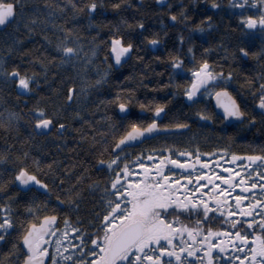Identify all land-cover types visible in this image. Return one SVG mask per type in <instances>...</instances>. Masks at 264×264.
Segmentation results:
<instances>
[{
	"label": "trees",
	"instance_id": "1",
	"mask_svg": "<svg viewBox=\"0 0 264 264\" xmlns=\"http://www.w3.org/2000/svg\"><path fill=\"white\" fill-rule=\"evenodd\" d=\"M161 1L95 0L97 8L94 13H89L84 5L92 0H18L23 8V18L21 8H17L16 19L0 31V74L19 67L21 75L40 78V86L30 85L32 92L26 94L24 89L15 86L14 81L7 84L0 81V156L4 157L0 159V203L7 205L14 222L8 239L0 241V264L22 261L25 253L20 245L12 247L15 238L29 221L38 224L40 217L52 215L53 209L58 217L55 228L61 233L60 243H64L65 232L67 238L77 244L75 235L101 234L96 232V226L105 207L102 201L107 197L101 195L100 189L91 191L88 188L93 182L103 187L104 177L108 175L106 168L98 169L95 165L97 159L109 160L113 155L111 152L100 155L101 149L106 147L101 140L103 137L108 141L119 138L131 122H136L138 127L146 126L153 118L152 110L159 104H164L166 109L157 120L159 124L184 123L186 130L163 134L127 148L121 153L124 155L122 164L138 153L139 160L151 153L162 154V148H168L171 154L185 151L209 154L224 149L237 155L259 153L264 148V119L257 111L255 99L258 96L254 95L259 83L264 82L261 80L264 77V55L261 54L264 34L257 28L241 38L237 29L240 13L229 6V0H216L217 9L210 7L209 0ZM114 4L118 7H113ZM169 11L177 16L173 22L168 16ZM204 16L210 18V25L204 21ZM33 18L37 24L29 34L23 26ZM137 22L143 24V30L136 27ZM113 34L138 45L133 48L129 60L118 67H113V62L106 59L105 41ZM65 35L70 40L75 37L81 49L66 63L61 62L55 47L57 40ZM152 36L158 39V44H148L146 38ZM180 36L184 37L183 42L178 39ZM189 47L193 51L186 55ZM239 47H245L248 55L241 56ZM204 49L208 50L206 55H202ZM90 53L94 55L90 56ZM173 58H179L183 67L173 70L170 65ZM203 59L209 60L214 66L213 71L231 72L226 83L213 87H227L242 113L250 120L256 117V125L245 121L225 126L217 117L212 102L206 104L205 97L197 104L186 102L181 81L190 82L188 70ZM103 73L106 76L100 79ZM69 86L77 94L73 96L72 104L66 105ZM118 103L128 105L126 115L118 112ZM36 107L56 117L55 123H63L64 130L59 131L54 124L48 133L33 131V117L28 110ZM205 107L213 116L212 120H200L196 116ZM13 113L15 116L9 122ZM23 153H27L32 162L37 159L43 165L56 162L46 181L47 192L17 186L13 177L18 157ZM81 173L87 179L79 187L80 199L69 207L71 194L67 189L74 186L75 177ZM61 174L63 183L60 182ZM58 196L63 203L57 201ZM38 207L40 211H36ZM65 216L78 233L68 231ZM216 223L214 229L219 227L218 220ZM188 225L193 226L191 222ZM55 235L48 242L49 248L56 244ZM90 239L89 236L84 241L85 247L89 251H98L89 247ZM247 246L250 247L251 242ZM77 259L84 257L74 255L72 264H76ZM48 264H51L50 254ZM88 264H91L90 260Z\"/></svg>",
	"mask_w": 264,
	"mask_h": 264
},
{
	"label": "snow or ice",
	"instance_id": "2",
	"mask_svg": "<svg viewBox=\"0 0 264 264\" xmlns=\"http://www.w3.org/2000/svg\"><path fill=\"white\" fill-rule=\"evenodd\" d=\"M209 4L213 9L219 7L216 0H209ZM229 6L240 13L237 29L241 33V38L245 33L257 28L264 34V0H229ZM72 7L75 8L76 5L73 4ZM113 7L118 5L114 4ZM17 8H21L23 18V8L18 0H9L7 3L0 0V24L16 19ZM84 8L89 13H94L97 4L92 0L84 5ZM249 11L253 14H247ZM257 12L259 15H256ZM168 16L173 21L177 19L176 14L171 11L168 12ZM203 19L210 25L208 16H204ZM36 24L37 21L33 18L24 24V30L31 34ZM136 27L143 30L144 26L137 22ZM146 39L150 45L159 43L154 36ZM178 39L183 42L184 37L180 36ZM15 43L13 41V44ZM105 43L108 52L106 59L113 62V67L125 63L133 48L138 47L130 39L125 42L124 36L116 34L108 37ZM55 47L57 55L62 58L61 62L65 63L77 56L81 50L76 44V38L72 37L70 40L68 35L57 40ZM192 51L193 49L189 47L186 55ZM207 51L204 49L202 55H206ZM238 52L241 56L248 55L245 47H239ZM261 54L264 55V50ZM91 55L94 53H90ZM170 65L173 70H178L183 67V62L179 58H173ZM213 67L208 59H203L197 66L188 70L191 74L190 82L181 81L182 95L186 102L197 104L205 97L206 104L215 102V108L218 110L216 115L222 121L244 118L228 88L213 87L226 83L231 78V72L225 74L222 71H213ZM105 76L106 73L101 74L100 79H104ZM261 80L264 81V77H261ZM0 81L5 84L14 81L15 86L24 89L26 94L32 92L30 85L40 86V78L35 75H21L19 67L3 71L0 74ZM76 94L74 88L69 86L65 104L71 105ZM254 95L258 96L255 105L264 119V82L259 83L258 91H255ZM23 103L26 104L27 101ZM116 108L120 114H126L128 105L118 103ZM165 110L164 104H159L152 110L153 118L146 126L138 127L136 122H131L127 131L119 135V138L112 141H108L107 137L102 138L101 143L106 147L101 149L100 155L108 152L113 155L109 160L97 159L95 165L98 169L106 168L108 175L104 177L103 187L97 182L88 185L89 190L100 189L101 195L107 197L102 201L105 207L96 226V232L101 234L75 235L77 244L72 243L65 232L64 243L61 244V233L54 226L57 216L53 209V214L40 217L38 224L29 221L22 233L15 238L12 247L20 245L26 253L18 264H48L45 256L49 254L51 264H72L74 255L84 257L83 260L77 259L76 264H88L89 260L91 264H188L189 258H194L190 264H219L222 258H226V264H233V261L238 264H264V148L259 153L241 156L233 153L229 159L234 164L237 161L240 163L235 171L232 168L225 169L230 175L219 177L223 184L215 182L216 171L209 168L213 163L212 159H200L198 151L195 157L192 152H184L180 154L181 158L177 159L174 153L168 154V148H162L160 151L165 153L164 155L144 157L146 163L139 162V153L131 161L121 163L124 160L121 149L135 138L150 133L186 130L187 125L184 123L158 124L157 120L162 118ZM28 114L33 117L31 121L33 131H47L54 124L59 131L65 128L63 123H55L56 117L43 108L29 109ZM14 116V113L10 114L9 122ZM196 116L200 120L213 119L206 107L198 111ZM255 119L253 116L252 120ZM220 152L225 150L221 149ZM205 155L215 157L214 166L217 170L221 167L222 157L219 153ZM3 158L0 156V159ZM17 163L14 181L24 186L25 190L35 187L37 190L48 191L49 185L46 181L56 164L55 161L43 165L39 159L32 162L28 154L23 153L18 157ZM173 166L190 172H197L199 166V171L194 179L191 174L177 179ZM86 179L87 176L81 173L75 177L73 186L75 191L73 187L67 189L71 194L69 207L80 199L79 187ZM63 180L64 176L61 174L60 182L63 183ZM204 181L208 182L207 186ZM230 190L237 191L230 194ZM57 201L63 203L59 196ZM44 210L47 211L46 204ZM9 211L6 204L0 203V241L8 239L14 227ZM36 211H40V208L38 207ZM31 214L30 211L29 215ZM185 214L198 215L200 219L193 220L194 226L182 224L180 217ZM221 216L223 223L217 229L214 230L211 226L203 227L213 217L219 220ZM64 224L68 231L74 234L79 232L77 228L68 224L67 216L64 217ZM51 233H56V244L49 248L48 242L53 239ZM89 236L91 238L89 247L98 251H89L85 247L84 241ZM189 240L192 241L191 244L188 243ZM249 242L251 246L247 247ZM197 250L202 256H197Z\"/></svg>",
	"mask_w": 264,
	"mask_h": 264
},
{
	"label": "flooded vegetation",
	"instance_id": "3",
	"mask_svg": "<svg viewBox=\"0 0 264 264\" xmlns=\"http://www.w3.org/2000/svg\"><path fill=\"white\" fill-rule=\"evenodd\" d=\"M257 111L259 112V114H260V111L258 110V107H257ZM261 116V115H260ZM159 121V120H158ZM157 121V122H158ZM245 121H248L251 125H256V123H257V121L255 120V121H253V120H250L249 119V117L248 116H245L244 115V120H243V122H241V123H233V124H226L225 123V121H223V123H224V125L225 126H231V125H234V124H242V123H244ZM158 124H159V122H158ZM182 131V130H181ZM160 136V135H159ZM158 137V136H157ZM156 138V137H155ZM126 150V149H125ZM125 150H123L122 152H124ZM121 152V153H122ZM185 152H189V151H185ZM181 153H184V152H180V153H178V154H175L176 155V158L177 159H179V158H181L180 157V154ZM213 153H219L220 155H221V157H222V164H221V167L217 170V168L214 166L215 164H216V160H215V157L214 156H206L204 153H200V159H212V161H213V163H212V165H210L209 166V168L211 169V171H216V180H215V182L216 183H221V184H223V182L222 181H220L219 180V177L221 176V175H230V173H227V172H225V169L226 168H232L233 169V171H235V170H237V167H238V165H239V163H240V161H237L235 164L234 163H232V161L229 159V157H231L232 156V154L231 153H229V152H227L226 150H225V152H220V150H217V151H215V152H213ZM226 153V154H225ZM165 153H162V154H158V153H151L150 155H148V156H159V155H164ZM169 155H171V153H168ZM195 154L196 153H193V157H195ZM238 156H241V155H238ZM193 163L195 164V160L193 159ZM173 168L175 169V171H176V175H177V179H179L181 176H183V175H189V174H191L192 175V177H193V179L195 178V175H197L198 174V171H199V166H197V172H190V170H181V169H179V168H177L176 166H173ZM205 171H208V169H205ZM204 184H205V186H207V184H208V182L207 181H204ZM187 186V185H186ZM21 189H25V188H21ZM234 191H237V190H230V194H231V192H234ZM227 199V198H226ZM170 215H172L171 213H170ZM58 218V217H57ZM197 219H200V216H189V215H187V214H185V215H182L181 217H180V220H181V223L182 224H188L189 222H193V220H197ZM216 221H217V219H215V217H213V219L211 220V221H208L207 223H205L204 225H203V227L204 226H206V227H204V228H207V227H209V226H211L213 229H214V226H216ZM219 221V223H218V226L220 227L221 225H222V223H223V217L221 216L220 217V219L218 220ZM58 220H57V222H54V226L56 227L57 225H58ZM193 224V223H192ZM194 226V225H193ZM215 230V229H214ZM54 235V233H51V236H53ZM198 239H199V237H198ZM215 239V238H214ZM188 243L189 244H191L192 243V241L191 240H189L188 241ZM222 255V254H221ZM197 256L199 257V256H202V253H200L198 250H197ZM46 257H47V259H48V255H46ZM192 259H194V258H189V262H191V260ZM188 262V263H189ZM219 264H226V258H222V259H220L219 260Z\"/></svg>",
	"mask_w": 264,
	"mask_h": 264
},
{
	"label": "water",
	"instance_id": "4",
	"mask_svg": "<svg viewBox=\"0 0 264 264\" xmlns=\"http://www.w3.org/2000/svg\"><path fill=\"white\" fill-rule=\"evenodd\" d=\"M161 2H164V0H162ZM14 19H12L10 22H6V23H4V24H0V31H2L3 29H5L7 26H9L11 23H12V21H13ZM171 22H173V20H171ZM130 56L131 55H129L128 57H127V59H126V61L125 62H127L128 60H129V58H130ZM230 93V92H229ZM235 99V98H234ZM236 100V99H235ZM238 103V102H237ZM212 104H213V107H214V109H215V111H216V113H217V109L215 108V102L214 101H212ZM239 105V104H238ZM240 107V106H239ZM258 110H259V108H258ZM260 111V110H259ZM128 113V111L126 112V114ZM126 114H121V115H126ZM243 120H244V118H242V119H238V118H230L228 121H225V123L226 124H233V123H241V122H243ZM158 123V122H157ZM53 127V126H52ZM52 129V128H51ZM50 129V130H51ZM50 130H47V131H36L37 133H48ZM172 132H177V131H172ZM167 133H170V132H167ZM167 133H165V132H160V133H156V134H147V135H143V136H141V137H137V138H135L134 140H132V141H130V142H128L122 149H121V152L123 151V150H125L126 148H128V147H136V146H138V145H140V144H142V143H144L145 141H147V140H151V139H153V138H155V137H157V136H159V135H161V134H167ZM17 186L19 187V188H24V186H21V185H19L18 183H17ZM57 220H58V218H57ZM25 253V252H24ZM26 254V253H25ZM45 260H47V258H46V256H45Z\"/></svg>",
	"mask_w": 264,
	"mask_h": 264
},
{
	"label": "rangeland",
	"instance_id": "5",
	"mask_svg": "<svg viewBox=\"0 0 264 264\" xmlns=\"http://www.w3.org/2000/svg\"><path fill=\"white\" fill-rule=\"evenodd\" d=\"M20 90H22L21 88H19ZM139 162L140 163H146L147 161L144 159V158H142V159H140L139 160ZM62 244V243H61ZM248 247V246H247ZM235 263H233V264H238L236 261H234Z\"/></svg>",
	"mask_w": 264,
	"mask_h": 264
},
{
	"label": "bare ground",
	"instance_id": "6",
	"mask_svg": "<svg viewBox=\"0 0 264 264\" xmlns=\"http://www.w3.org/2000/svg\"><path fill=\"white\" fill-rule=\"evenodd\" d=\"M8 27V26H7Z\"/></svg>",
	"mask_w": 264,
	"mask_h": 264
}]
</instances>
